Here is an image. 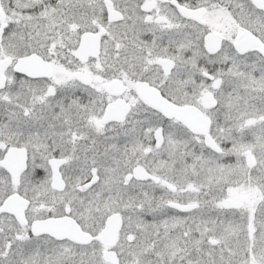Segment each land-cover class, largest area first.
<instances>
[{
  "label": "snow or ice",
  "instance_id": "snow-or-ice-1",
  "mask_svg": "<svg viewBox=\"0 0 264 264\" xmlns=\"http://www.w3.org/2000/svg\"><path fill=\"white\" fill-rule=\"evenodd\" d=\"M0 264H264V0H0Z\"/></svg>",
  "mask_w": 264,
  "mask_h": 264
}]
</instances>
